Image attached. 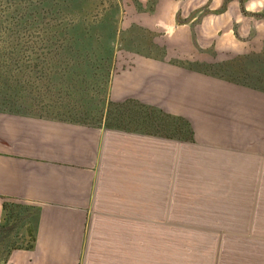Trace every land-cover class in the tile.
<instances>
[{"label": "crops", "instance_id": "1", "mask_svg": "<svg viewBox=\"0 0 264 264\" xmlns=\"http://www.w3.org/2000/svg\"><path fill=\"white\" fill-rule=\"evenodd\" d=\"M157 2L174 26L123 49L108 99L192 141L0 112V226L18 205L34 236L5 264H264V90L210 71L264 49V0Z\"/></svg>", "mask_w": 264, "mask_h": 264}, {"label": "trees", "instance_id": "2", "mask_svg": "<svg viewBox=\"0 0 264 264\" xmlns=\"http://www.w3.org/2000/svg\"><path fill=\"white\" fill-rule=\"evenodd\" d=\"M99 6L98 0H0V112L91 125L36 114H47V110L57 109L64 116L81 121L94 119L107 128L192 141L189 125L180 118L166 115L137 101H109L110 82L114 74L109 81L107 94L102 83L93 79L92 63L97 62L99 68L105 70L106 65L112 64L114 59V45L122 42L119 10L111 8L106 14L102 12V15H95ZM48 17L58 24L43 27L41 38L34 40L36 42L31 49L47 42L46 34H51L48 44L59 49L58 58L64 56L75 63L83 60L78 71L70 69L64 75L67 82L65 86H74L70 90L75 94L73 97L64 95L63 90L60 92L62 85L57 74L48 80L41 76L32 79V76L23 75L13 66L14 58L22 55L25 45L20 40L28 41L22 31L28 29L31 23L41 24ZM37 27L40 28V25ZM52 29L53 32H44ZM114 64L117 69L116 62ZM106 95L107 98L103 99ZM65 98L70 102L64 101ZM22 209L18 205H3L5 215L4 223L0 226V242L9 243V247L0 264L6 263L12 250L34 248V236H30L32 230L29 229L27 213ZM10 227H16V230L12 237H7Z\"/></svg>", "mask_w": 264, "mask_h": 264}, {"label": "rangeland", "instance_id": "3", "mask_svg": "<svg viewBox=\"0 0 264 264\" xmlns=\"http://www.w3.org/2000/svg\"><path fill=\"white\" fill-rule=\"evenodd\" d=\"M98 2L100 6L97 9L95 15H102V12L106 14L111 8H117L119 10L118 19L121 39L129 35V40L131 41L129 42L125 40V43L119 41V44L117 43L114 45V59L112 61V64L108 63L106 65L105 70L102 71L99 68L97 62L92 63L93 69H91V74L94 76L93 79L96 78L97 83H102L107 94L109 81L111 79V76L116 71V66H114L116 59L120 61L122 58L126 57V54L123 53V49L129 47L143 48V50L144 48L146 49L145 46L151 45L152 40L156 36L155 34L164 36L163 31H166L167 29L169 30V27L174 26L176 21L175 19H169L168 24L169 21L170 24L167 28L160 27V22L162 21L161 17H159L160 20H158L157 22H153V19L156 16V12H154V7L158 3L157 0L156 2L153 0H98ZM171 15H173V12L169 16ZM50 19L51 17H48L46 20L41 21V24L39 22H36L37 25L31 23L28 29L22 31V34H24V38L27 36L26 39L28 41L26 42L25 40H20V42L22 43L23 41L25 45L22 47V55H19L18 57L14 58L15 62L13 66L15 70L23 72V75L32 76V79L41 76V78H46L48 80L49 77H52L53 75L57 74L61 79L62 88L60 92L64 91V95L73 97L75 94L71 93L70 90L71 87L73 90L74 86H65L67 82L65 81L64 75L66 72H69L68 70L70 69L78 71L83 64V60H79L78 63H75L70 58H66L64 56L58 58L57 50L59 49L52 47L48 44V42H50L48 38L52 37L51 34H46L48 36L45 38L47 42L44 41V44H42L41 46H39L38 44V48L35 47V49H31L32 44L36 42L34 40H36L37 38H41L43 27H51L55 26V24H58ZM134 24H136V26H134ZM151 24L153 26L158 25L159 28L155 27L152 28V30L146 29V27ZM38 25H40L41 29L37 27ZM138 25H143L144 28H140ZM50 31L53 32V29L44 32L48 33ZM132 41H135L137 44H135V42L133 43ZM210 71L226 79L258 87L264 90V49L261 50L260 53H244L243 55L238 56L236 60L232 62H226L224 64L221 63L217 67H213L212 69H210ZM57 87L58 86H56V88ZM52 88L55 89V86H53ZM105 98H107V95L103 99ZM66 100L67 99L65 98L64 101ZM67 101L70 102V100ZM75 104L76 103H74V105ZM37 111L38 110H35L34 112ZM46 113L47 114H42L41 112L36 114H38V116L47 115L46 117L54 119L63 118L69 121L74 120L80 122H87L95 126L102 125L101 122L100 125L98 124L99 122L94 119L88 121H81L75 118L72 119L71 117H67L66 115L64 116L62 113L58 112L57 109L47 110Z\"/></svg>", "mask_w": 264, "mask_h": 264}, {"label": "flooded vegetation", "instance_id": "4", "mask_svg": "<svg viewBox=\"0 0 264 264\" xmlns=\"http://www.w3.org/2000/svg\"><path fill=\"white\" fill-rule=\"evenodd\" d=\"M16 227H10V229L7 230L6 236L12 237V235L14 234V232L16 230ZM8 247H9V243L5 244V243L0 242V260L3 257V255L5 254V252L7 251Z\"/></svg>", "mask_w": 264, "mask_h": 264}]
</instances>
